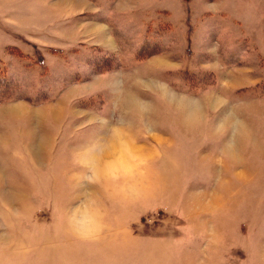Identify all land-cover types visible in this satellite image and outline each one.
<instances>
[{"label":"rangeland","instance_id":"374dc122","mask_svg":"<svg viewBox=\"0 0 264 264\" xmlns=\"http://www.w3.org/2000/svg\"><path fill=\"white\" fill-rule=\"evenodd\" d=\"M148 61L193 92L227 76L238 158L165 114L100 111L93 76ZM3 101L0 264H264V0H0ZM75 216L103 230L80 239Z\"/></svg>","mask_w":264,"mask_h":264},{"label":"clouds","instance_id":"9594fccd","mask_svg":"<svg viewBox=\"0 0 264 264\" xmlns=\"http://www.w3.org/2000/svg\"><path fill=\"white\" fill-rule=\"evenodd\" d=\"M107 50L118 55L116 48L108 47ZM207 54L211 59L206 64L220 63L216 43L207 49ZM166 71L148 61L115 69L103 77L93 76L103 82L99 93L104 94L108 111H100L107 116L122 114L141 131L147 123L155 127L157 117L165 114L173 124L201 133L222 157L230 160L238 158L241 145L249 140L251 131L243 114L244 102L229 94L227 76L222 77L219 87L193 92L175 87L165 78ZM11 119L16 117L7 112L0 113V125ZM69 226L83 240L91 239L103 230L102 220L98 216L70 217Z\"/></svg>","mask_w":264,"mask_h":264},{"label":"bare ground","instance_id":"6f19581e","mask_svg":"<svg viewBox=\"0 0 264 264\" xmlns=\"http://www.w3.org/2000/svg\"><path fill=\"white\" fill-rule=\"evenodd\" d=\"M115 134H116V133H115ZM118 139H120V138H118ZM122 141H123V140H122ZM122 141H121V142H122ZM123 142H124V141H123ZM111 146H112V145H111Z\"/></svg>","mask_w":264,"mask_h":264},{"label":"trees","instance_id":"16d2710c","mask_svg":"<svg viewBox=\"0 0 264 264\" xmlns=\"http://www.w3.org/2000/svg\"><path fill=\"white\" fill-rule=\"evenodd\" d=\"M6 86V85H5Z\"/></svg>","mask_w":264,"mask_h":264}]
</instances>
